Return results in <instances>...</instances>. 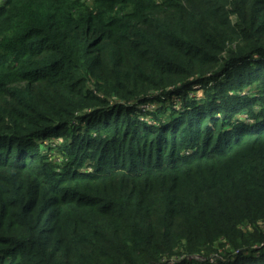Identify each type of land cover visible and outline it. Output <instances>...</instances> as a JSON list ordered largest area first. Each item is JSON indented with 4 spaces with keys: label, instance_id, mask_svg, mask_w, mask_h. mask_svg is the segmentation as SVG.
Instances as JSON below:
<instances>
[{
    "label": "trees",
    "instance_id": "1",
    "mask_svg": "<svg viewBox=\"0 0 264 264\" xmlns=\"http://www.w3.org/2000/svg\"><path fill=\"white\" fill-rule=\"evenodd\" d=\"M82 1L0 0V264H264V0Z\"/></svg>",
    "mask_w": 264,
    "mask_h": 264
},
{
    "label": "rangeland",
    "instance_id": "2",
    "mask_svg": "<svg viewBox=\"0 0 264 264\" xmlns=\"http://www.w3.org/2000/svg\"><path fill=\"white\" fill-rule=\"evenodd\" d=\"M158 2V0H156ZM82 3L85 5V4H88L90 5L91 7H95V1L94 0H83ZM200 94H202V92H200Z\"/></svg>",
    "mask_w": 264,
    "mask_h": 264
}]
</instances>
